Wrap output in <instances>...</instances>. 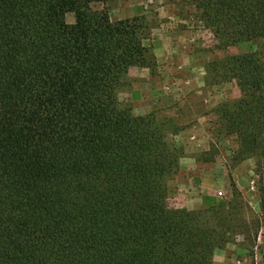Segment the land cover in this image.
<instances>
[{
    "label": "trees",
    "instance_id": "16d2710c",
    "mask_svg": "<svg viewBox=\"0 0 264 264\" xmlns=\"http://www.w3.org/2000/svg\"><path fill=\"white\" fill-rule=\"evenodd\" d=\"M110 1L0 0V264H213L258 239L233 183L229 200L171 204L183 128L121 105L129 69L154 64L139 18L94 7ZM192 1L218 50L264 43V0ZM210 69L240 91L217 108L219 136L264 158V46Z\"/></svg>",
    "mask_w": 264,
    "mask_h": 264
},
{
    "label": "rangeland",
    "instance_id": "374dc122",
    "mask_svg": "<svg viewBox=\"0 0 264 264\" xmlns=\"http://www.w3.org/2000/svg\"><path fill=\"white\" fill-rule=\"evenodd\" d=\"M94 7L106 10L111 21L131 16L137 17L150 34L145 44L150 48L149 57L153 61V68L132 67L129 69L118 93L121 105L130 107L135 116L155 114L160 119L169 118L174 125L183 128L180 134L175 137V141L183 149L182 159L192 155L201 162L211 159L212 163L216 164L218 174L216 186H219L220 189L213 192V196L206 198H215L218 201L229 200L232 198L231 184H235L243 199L252 209L250 218L256 217L261 220L258 237L262 236L259 249L263 255L264 158L258 156L240 157L237 153L239 150L238 139L224 134L219 136L224 126L217 113V108L224 102L238 98L240 91L234 81L216 84L210 66L226 56L260 50L264 43L262 41L246 42L226 50H218L214 35L204 26L200 12L192 0H112L106 5L96 4ZM66 19L70 24L75 22L73 14H68ZM175 26L188 30L190 35L184 39V43L190 46L186 48L185 52L195 56L196 66L194 70L190 71L189 83H186V86L194 90L191 95L180 100H168L160 98L159 92L168 94L173 85L172 79L166 78L160 70L152 44L150 46L149 42L152 39V29H159L161 33H170ZM142 71H146L148 75L141 76L140 72ZM180 71L179 76H183L182 69ZM197 90H200L201 93H195ZM144 113L146 114L142 115ZM203 115L207 117L204 121V128L200 127L198 133L187 137L185 144L181 145L178 137L189 127L198 125V118ZM194 149H198V151L195 152ZM176 175L172 180L176 178ZM206 205L207 200L205 199L204 206ZM237 241L241 242L244 249L247 248L245 257L246 263H249L257 251L258 239L252 247L244 244L242 238H238ZM260 263L264 264L261 261Z\"/></svg>",
    "mask_w": 264,
    "mask_h": 264
},
{
    "label": "crops",
    "instance_id": "0c3cea01",
    "mask_svg": "<svg viewBox=\"0 0 264 264\" xmlns=\"http://www.w3.org/2000/svg\"><path fill=\"white\" fill-rule=\"evenodd\" d=\"M151 34L152 39L149 45L151 46L152 44L157 64L165 77L172 79L171 83L173 84L168 94L159 92L160 98L180 100L187 95H191L194 89L188 88L186 83H189V73L192 69H195L196 62L192 53L185 52L186 48L190 47L184 43V39L190 36L188 30L175 26L170 33H161L159 29H152ZM181 69L183 76H179ZM140 75L145 77L148 73L142 71ZM187 79L188 82H186ZM195 93L201 92L197 90ZM206 118V115L199 117L198 125L189 127L182 132L178 137L179 143L184 145L187 137L198 133L200 127L204 128ZM194 151L197 152L198 149H194ZM217 178L215 163L201 162L192 155L184 157L180 161L176 178L168 183L170 202L177 208H186L188 210L202 208L206 197L213 196V192H217L220 189L219 186H216ZM261 237V235L258 237L257 251L255 256L251 260L249 259V263H246V249L242 247L241 242L237 241L234 244H229L225 249L216 250L213 264H262L260 261L264 262V254L261 255V250L259 249L262 242Z\"/></svg>",
    "mask_w": 264,
    "mask_h": 264
}]
</instances>
